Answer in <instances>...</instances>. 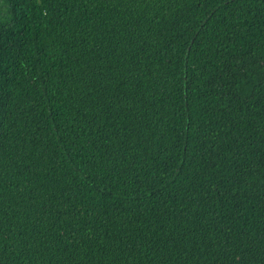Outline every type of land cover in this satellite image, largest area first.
<instances>
[{"label": "trees", "instance_id": "16d2710c", "mask_svg": "<svg viewBox=\"0 0 264 264\" xmlns=\"http://www.w3.org/2000/svg\"><path fill=\"white\" fill-rule=\"evenodd\" d=\"M0 264H264V0H0Z\"/></svg>", "mask_w": 264, "mask_h": 264}]
</instances>
